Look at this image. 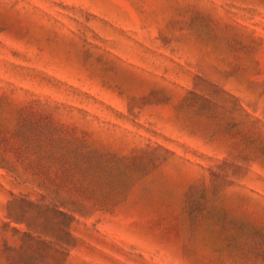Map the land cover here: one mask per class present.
Masks as SVG:
<instances>
[{
    "label": "rangeland",
    "instance_id": "obj_1",
    "mask_svg": "<svg viewBox=\"0 0 264 264\" xmlns=\"http://www.w3.org/2000/svg\"><path fill=\"white\" fill-rule=\"evenodd\" d=\"M0 264H264V0H0Z\"/></svg>",
    "mask_w": 264,
    "mask_h": 264
}]
</instances>
